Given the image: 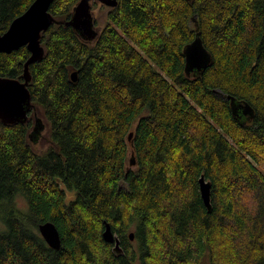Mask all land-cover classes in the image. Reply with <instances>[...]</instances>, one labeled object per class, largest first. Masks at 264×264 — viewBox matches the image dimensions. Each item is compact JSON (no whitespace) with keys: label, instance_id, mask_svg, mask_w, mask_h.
Wrapping results in <instances>:
<instances>
[{"label":"trees","instance_id":"16d2710c","mask_svg":"<svg viewBox=\"0 0 264 264\" xmlns=\"http://www.w3.org/2000/svg\"><path fill=\"white\" fill-rule=\"evenodd\" d=\"M33 1L0 0V35ZM78 2L50 6L28 67L49 147L30 144L41 125L0 122V264H264V0H117L91 39L65 25ZM198 32L212 61L187 76ZM29 57L0 53V78L23 81Z\"/></svg>","mask_w":264,"mask_h":264},{"label":"water","instance_id":"95a60500","mask_svg":"<svg viewBox=\"0 0 264 264\" xmlns=\"http://www.w3.org/2000/svg\"><path fill=\"white\" fill-rule=\"evenodd\" d=\"M56 0H34L27 8V11L15 18L9 25V28L0 35V53L9 54L21 47H27L30 57L24 65L23 81L11 78H0V122L5 125L15 123H25L28 119L30 110L32 109L31 96L27 85L30 81L28 71L29 65L40 61L44 56V49L41 46V33L48 30L54 23V19L49 13L50 6ZM98 1L108 7H115L117 0H79L72 11L71 20L65 23L77 31L81 37L86 39L94 38L96 31L93 29V21L91 15V2ZM183 1V0H182ZM190 1V0H186ZM184 56V72L189 76L199 74L207 69L211 64L212 58L205 49L200 38V33L195 35L192 42L187 44L183 49ZM71 81L76 82V72L71 73ZM215 94H221L214 90ZM230 106L233 116H245L248 120L253 119V110L246 103L235 104L234 98L230 96ZM132 133L129 134L128 140H131ZM135 163L131 159L130 166ZM199 186V195L203 201L207 211L211 210V190L212 185L205 176H201L197 182ZM104 231L102 233L103 242L114 244L115 253L119 252V240L113 233L110 224L104 222ZM39 234L45 241L47 246L53 250L61 248V238L59 230L54 224L47 222L38 226ZM133 240V234L129 235Z\"/></svg>","mask_w":264,"mask_h":264},{"label":"rangeland","instance_id":"374dc122","mask_svg":"<svg viewBox=\"0 0 264 264\" xmlns=\"http://www.w3.org/2000/svg\"><path fill=\"white\" fill-rule=\"evenodd\" d=\"M111 10V7H108L98 1L91 2V15L92 21L95 23L94 30L97 32L99 29L103 28L105 25L106 17ZM33 106V105H32ZM28 120H30V131H32L37 124V126L41 125L39 129H35L33 133V137L30 138V144L33 149L37 152L46 150L50 145V135H49V125L46 121L41 117L37 108L32 107L29 112ZM23 201H18L17 205L23 206Z\"/></svg>","mask_w":264,"mask_h":264},{"label":"flooded vegetation","instance_id":"af4514ba","mask_svg":"<svg viewBox=\"0 0 264 264\" xmlns=\"http://www.w3.org/2000/svg\"><path fill=\"white\" fill-rule=\"evenodd\" d=\"M239 116H241V113L239 112ZM243 116V115H242ZM243 117H245V116H243ZM239 118V117H238ZM246 118V117H245Z\"/></svg>","mask_w":264,"mask_h":264},{"label":"bare ground","instance_id":"6f19581e","mask_svg":"<svg viewBox=\"0 0 264 264\" xmlns=\"http://www.w3.org/2000/svg\"><path fill=\"white\" fill-rule=\"evenodd\" d=\"M28 213V212H27Z\"/></svg>","mask_w":264,"mask_h":264},{"label":"clouds","instance_id":"9594fccd","mask_svg":"<svg viewBox=\"0 0 264 264\" xmlns=\"http://www.w3.org/2000/svg\"><path fill=\"white\" fill-rule=\"evenodd\" d=\"M30 115V114H29Z\"/></svg>","mask_w":264,"mask_h":264}]
</instances>
